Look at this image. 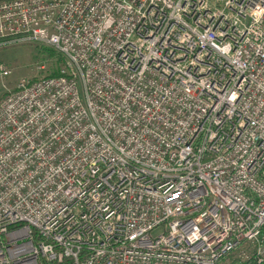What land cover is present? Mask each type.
<instances>
[{
    "label": "built area",
    "instance_id": "built-area-1",
    "mask_svg": "<svg viewBox=\"0 0 264 264\" xmlns=\"http://www.w3.org/2000/svg\"><path fill=\"white\" fill-rule=\"evenodd\" d=\"M21 42L64 65L0 100V264H264V0L0 2Z\"/></svg>",
    "mask_w": 264,
    "mask_h": 264
},
{
    "label": "rangeland",
    "instance_id": "rangeland-1",
    "mask_svg": "<svg viewBox=\"0 0 264 264\" xmlns=\"http://www.w3.org/2000/svg\"><path fill=\"white\" fill-rule=\"evenodd\" d=\"M33 43L0 46V66L10 71L8 77L0 76V99L15 88L19 79L40 80L58 67L59 56L55 50Z\"/></svg>",
    "mask_w": 264,
    "mask_h": 264
},
{
    "label": "trees",
    "instance_id": "trees-1",
    "mask_svg": "<svg viewBox=\"0 0 264 264\" xmlns=\"http://www.w3.org/2000/svg\"><path fill=\"white\" fill-rule=\"evenodd\" d=\"M54 51V50H53ZM55 52V51H54ZM52 53V52H51ZM57 55L59 56V58H58V67L56 68V70H54L49 76H47V77H50V78H56V77H59L61 74H60V71H61V68H62V66L64 65V59H63V57L61 56V55H59L58 53H57ZM47 77H45V78H47ZM6 96V94L3 96V97H5ZM2 97V98H3ZM1 98V99H2ZM0 99V100H1Z\"/></svg>",
    "mask_w": 264,
    "mask_h": 264
},
{
    "label": "crops",
    "instance_id": "crops-1",
    "mask_svg": "<svg viewBox=\"0 0 264 264\" xmlns=\"http://www.w3.org/2000/svg\"><path fill=\"white\" fill-rule=\"evenodd\" d=\"M9 1V0H0V2Z\"/></svg>",
    "mask_w": 264,
    "mask_h": 264
}]
</instances>
